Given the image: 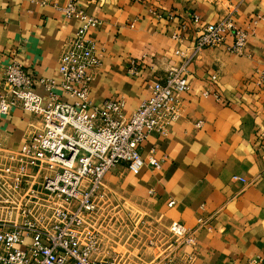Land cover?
Instances as JSON below:
<instances>
[{
    "label": "crops",
    "instance_id": "1",
    "mask_svg": "<svg viewBox=\"0 0 264 264\" xmlns=\"http://www.w3.org/2000/svg\"><path fill=\"white\" fill-rule=\"evenodd\" d=\"M71 1L101 21L92 32L101 64L91 97L97 104L124 97L127 116L154 82L185 62L177 49L192 54L205 26L233 14L250 31L243 53L228 50L229 37L188 64L180 117L142 147L145 160L154 156L161 166L135 174L121 164L104 184L169 225L196 230L180 264H264V19L253 26L264 16V0H0V80L14 59L39 79L60 76L61 58L82 26L63 10ZM185 25L181 43L173 36ZM42 129L41 118L20 107L0 114V149L18 153Z\"/></svg>",
    "mask_w": 264,
    "mask_h": 264
},
{
    "label": "built area",
    "instance_id": "2",
    "mask_svg": "<svg viewBox=\"0 0 264 264\" xmlns=\"http://www.w3.org/2000/svg\"><path fill=\"white\" fill-rule=\"evenodd\" d=\"M63 10L67 17L81 20L82 26L61 58L60 76L39 79L14 59L0 80V114L20 107L43 122V129L18 153H10L17 165L6 171L13 176L10 187L20 199L2 201L6 218L0 224V264H120L118 256L106 261L95 256L102 249L100 232L87 227L107 173L121 164L135 174L146 165L159 168L154 156L145 160L142 147L152 132L164 133L180 117L181 99L190 90L188 64L201 50L226 44L229 37L233 43L228 50L241 54L251 34L237 25L233 14L205 26L192 54L177 49L185 62L154 82L149 97L127 116L124 97L103 104L91 97L93 74L101 64L92 32L101 21L74 1ZM263 19L260 15L253 26ZM186 28L173 37L182 43ZM40 84L45 87L42 94L36 91ZM41 173L43 181L36 188L34 180ZM169 229L173 256L168 264H180L178 254L185 246H195L196 230L176 221Z\"/></svg>",
    "mask_w": 264,
    "mask_h": 264
},
{
    "label": "rangeland",
    "instance_id": "3",
    "mask_svg": "<svg viewBox=\"0 0 264 264\" xmlns=\"http://www.w3.org/2000/svg\"><path fill=\"white\" fill-rule=\"evenodd\" d=\"M17 161L0 149V224L6 218L4 200L20 199L11 188ZM35 186L43 181V174L35 178ZM23 195V193L21 194ZM97 211L87 220V227L100 232L102 249L95 252L100 260L118 256L120 264H168L173 246L170 225L129 196L104 187L97 198ZM61 203V202H59Z\"/></svg>",
    "mask_w": 264,
    "mask_h": 264
}]
</instances>
